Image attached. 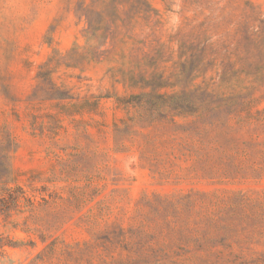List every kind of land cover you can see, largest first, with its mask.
Here are the masks:
<instances>
[{"label":"rangeland","instance_id":"1","mask_svg":"<svg viewBox=\"0 0 264 264\" xmlns=\"http://www.w3.org/2000/svg\"><path fill=\"white\" fill-rule=\"evenodd\" d=\"M147 2L145 14L119 0L114 38L90 59L83 55L84 7L93 0H0V128L17 143L12 164L18 182L31 193L44 186L50 200L46 225L39 226L50 236L46 243L39 233L0 225L6 240L27 243L0 248V264H99L96 245L104 241L95 235L149 224L145 219L160 222V199L191 197L204 205L239 193L264 202V180L210 177L203 136L191 132L186 120L130 123L138 109L118 107L115 97L143 92L138 63L147 78L145 63L153 56L159 71H171L183 44L205 39L228 50L235 66L256 74L243 73L244 84L256 80V95H264V0ZM132 70L138 87L131 86V75L124 77ZM239 136L264 150V126ZM25 216L12 219L22 224ZM259 222L262 233L242 236L252 244L170 245L184 249L180 264H264V216ZM129 246L140 253L138 244ZM108 249L105 254L119 258L124 247ZM137 254H129L133 263Z\"/></svg>","mask_w":264,"mask_h":264},{"label":"trees","instance_id":"2","mask_svg":"<svg viewBox=\"0 0 264 264\" xmlns=\"http://www.w3.org/2000/svg\"><path fill=\"white\" fill-rule=\"evenodd\" d=\"M128 3L137 11L150 12L147 0H128ZM119 7V0H93L91 5L84 7L88 23L84 34L87 44L84 57L96 58L114 38V28L121 20ZM253 35L261 36L258 33ZM230 57L228 50L223 53L209 39L183 44L171 71H168L170 66L159 71V61L153 56L145 63L150 71L149 78L141 63L137 64L143 92L115 96L116 104L124 109H138L137 117L131 118V122L124 121L125 127L136 122L153 124L158 121L177 123L176 118L186 120L191 132L197 131L203 136L200 141L207 146L212 179L221 182L248 178L264 180V150L258 149L260 144L254 139L241 140L239 136L243 131L255 133L264 126V107H260L264 95H256L259 89L256 80L244 84L243 73L248 78L256 74L238 68ZM129 75V79L134 80L131 86L138 87L134 70L125 73L124 77ZM41 76L48 77V74ZM87 105L88 102L84 104L85 107ZM115 130L122 129L115 124ZM16 147L12 134L0 128V225L12 224L14 228L39 233L42 242L46 243L50 236L39 226L46 225L44 213L50 200L42 193L46 190L44 186L42 190L37 188L31 193L18 182L12 164ZM36 191H41L40 199ZM156 204L164 213L160 222L145 219L149 224L142 223L128 230L114 226L113 230L104 231L103 236L95 235L98 242L104 241L96 245L99 264H180L177 258L184 254V249H175L170 244H245L248 240L243 239L244 232L252 231V234L247 233L248 238H252L256 231L262 233L259 217L264 216V202L239 193L228 198H209L204 205H198L191 197L160 199ZM21 214H26L22 224L12 219L14 215ZM57 242L56 238L50 244ZM6 244L18 246L27 243L6 240L0 235V248ZM113 244L123 246V251L128 254L124 256L122 251L119 258L105 254L108 246ZM129 244H138L140 253L137 254ZM130 252L137 254L134 263ZM140 256L143 258H138Z\"/></svg>","mask_w":264,"mask_h":264}]
</instances>
